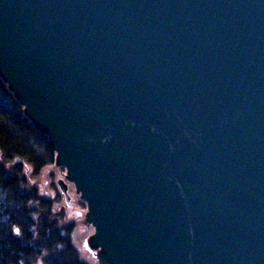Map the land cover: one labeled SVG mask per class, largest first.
I'll return each mask as SVG.
<instances>
[{"label":"water","instance_id":"95a60500","mask_svg":"<svg viewBox=\"0 0 264 264\" xmlns=\"http://www.w3.org/2000/svg\"><path fill=\"white\" fill-rule=\"evenodd\" d=\"M0 27L115 264H264V0H0Z\"/></svg>","mask_w":264,"mask_h":264},{"label":"trees","instance_id":"16d2710c","mask_svg":"<svg viewBox=\"0 0 264 264\" xmlns=\"http://www.w3.org/2000/svg\"><path fill=\"white\" fill-rule=\"evenodd\" d=\"M54 162L47 137L33 128L0 79V264H86L73 227L61 222L62 210L51 211L58 196L52 202L33 188L24 190L27 168L35 179Z\"/></svg>","mask_w":264,"mask_h":264},{"label":"rangeland","instance_id":"374dc122","mask_svg":"<svg viewBox=\"0 0 264 264\" xmlns=\"http://www.w3.org/2000/svg\"><path fill=\"white\" fill-rule=\"evenodd\" d=\"M1 79V77H0ZM7 88L6 82L1 79ZM24 178L26 185L25 191H28V187L38 188L41 184L43 189L40 194L41 197L49 201L54 202L56 196L59 198V202L54 203L51 206L52 213H56L59 210L63 212L62 223L71 225L74 229L73 242L78 250L81 260L86 264H115L114 256L112 253L99 242L96 234V225L89 215L88 204L85 198L82 196L81 191L77 188L76 184L71 181L66 174V167L61 159L55 157V162L52 167L44 170L40 176L33 179L29 174V168L24 172ZM58 179L64 180L68 187V195L70 196L69 205H66L63 196L60 194L56 181ZM30 184L32 186H30ZM44 196V197H43ZM30 209H36L35 205L29 203Z\"/></svg>","mask_w":264,"mask_h":264},{"label":"bare ground","instance_id":"6f19581e","mask_svg":"<svg viewBox=\"0 0 264 264\" xmlns=\"http://www.w3.org/2000/svg\"><path fill=\"white\" fill-rule=\"evenodd\" d=\"M0 31L2 32V29H0ZM9 66L10 65H8V67L5 68L3 71H0V77H1V79H3L6 82L8 87L10 86L11 91H13V93H14L15 86L19 81V77H17V74H14V73L12 74L10 72L11 70H10ZM22 103L25 104L24 102H22ZM30 118H31L32 122H34V123L36 122V118H34V117H30ZM64 165L66 166V169H67L68 163L66 162Z\"/></svg>","mask_w":264,"mask_h":264},{"label":"built area","instance_id":"2783aa9c","mask_svg":"<svg viewBox=\"0 0 264 264\" xmlns=\"http://www.w3.org/2000/svg\"><path fill=\"white\" fill-rule=\"evenodd\" d=\"M38 190H39V194H40V192L42 191V189H41V186H40V185H38ZM41 194H42V192H41Z\"/></svg>","mask_w":264,"mask_h":264}]
</instances>
